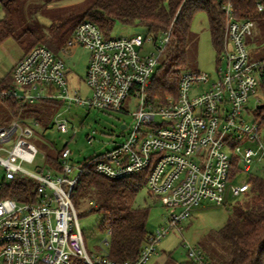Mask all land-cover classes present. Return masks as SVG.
I'll return each instance as SVG.
<instances>
[{"label":"built area","instance_id":"1","mask_svg":"<svg viewBox=\"0 0 264 264\" xmlns=\"http://www.w3.org/2000/svg\"><path fill=\"white\" fill-rule=\"evenodd\" d=\"M257 6L263 10V0ZM224 10L226 37L215 79L210 81L207 72L186 70L177 95L168 94L158 103L149 100L147 88L170 31L157 38L150 33L105 36L97 24L84 19L57 52L37 44L14 64L15 86L0 89V98L26 103L61 99L115 112L125 111L130 97L138 104L132 128L112 148L72 161L66 142L55 165L42 153L44 162L36 165V171L22 162L35 163L40 153L33 141L38 122H0L5 182L18 174L37 182L34 200L0 198V264H117L109 250L92 253L86 245L74 204L84 173L117 179L148 170L147 189L166 208L168 218L166 225L149 233L135 264H147L158 253L161 239L190 219L203 201L222 205L231 196H245L251 177L264 172V127L255 118L264 96V92L257 94L264 63L251 60L247 47L256 21L237 18L231 2L225 3ZM77 46L89 52L86 98L79 90L72 94L67 83L65 60ZM251 98L255 109L248 106ZM56 124L61 132L68 131L65 120L57 119ZM242 173L248 179L235 182ZM110 232H105L107 238L100 245L110 246ZM188 254L197 262L206 258L197 248H190Z\"/></svg>","mask_w":264,"mask_h":264},{"label":"trees","instance_id":"2","mask_svg":"<svg viewBox=\"0 0 264 264\" xmlns=\"http://www.w3.org/2000/svg\"><path fill=\"white\" fill-rule=\"evenodd\" d=\"M53 1L43 0L32 14L42 11ZM258 1L260 0H93L81 12L79 20L66 29L64 25L68 17L63 16L56 18L49 26H25L21 32H17L13 19L14 12L18 9L16 0H0L4 11L0 18V43L9 36L20 39L27 34L30 40L25 46L24 54L37 44H44L57 52L72 34L76 24L84 19L97 24L105 36L112 35L117 22L128 27H142L146 34H153L156 38L170 31L169 41L159 57L147 88L149 100L158 103L165 101L167 94L176 96L181 73L191 70L188 46L196 13L203 11L207 14L211 41L219 53L226 37L225 3H232L239 19L261 21L264 20V9H258ZM11 72L12 69L0 82L1 89L15 86ZM260 85L264 88V70L261 72ZM262 103L255 110V118L264 127V101ZM0 104L1 123L12 120L29 122L25 117L26 102L16 98H0ZM33 141L38 147H44L43 143L34 138ZM60 154L61 150L56 155L47 153L46 161L55 165ZM147 172L145 170L117 179L94 172L84 173L76 188L74 204L78 210L85 201H89L96 204L91 212L104 213L100 229L102 232L111 231L109 256L117 264H135L140 248L150 233L147 229L150 208L140 206L136 201L138 194L144 189L156 200L146 186ZM251 181L252 186L244 199L233 205L225 225L217 230L223 242L222 250L213 246L205 247L203 251L206 258L203 262L191 258L179 261L170 252L165 255L161 264H264V172L253 175ZM36 187L34 179L18 174L14 179L3 183L0 198L10 197L20 202L34 200Z\"/></svg>","mask_w":264,"mask_h":264},{"label":"rangeland","instance_id":"3","mask_svg":"<svg viewBox=\"0 0 264 264\" xmlns=\"http://www.w3.org/2000/svg\"><path fill=\"white\" fill-rule=\"evenodd\" d=\"M92 1L54 0L42 11L32 14L43 0H16L15 5L18 9L14 12L13 19L16 23L17 32H21L25 26H49L56 18L63 16L68 17V21L64 25V29H66L79 20L81 12ZM3 15L4 11L0 3V18ZM256 25V32L250 37L247 47L251 60L264 63V20L256 21ZM135 33H145V29L142 27H128L117 22L112 31L113 36ZM29 40L30 36L25 34L20 39L9 36L0 43V82L24 54L25 46ZM71 50L72 55L65 60L67 68L70 69L67 83L72 94L75 90H79L81 96L86 98L90 94L85 82L89 52L82 47H73ZM188 53L190 58L189 68L191 70L207 72L210 75V81L215 79L221 53L216 51L211 41L208 17L203 11L196 13L193 18ZM206 87V84L202 85V89ZM263 92L264 88L259 84L257 94L263 95ZM137 104L138 101L130 97L124 103L125 111L115 112L89 108L77 103L69 104L61 99H54L53 101L41 99L31 103L28 102L24 108L25 117L29 122H38V125L35 126L34 139L39 143H43L44 147H39L40 153L35 163L24 161L22 166L29 171H36V165H42L44 162L41 158L42 153L56 155L66 142L71 149L72 161H78L112 148L114 143L122 140L124 135L132 128L134 124L132 113L136 110ZM256 105L254 99L251 98L249 108L255 109ZM253 117V115H250V120ZM57 119L66 121L68 125L67 132H61L58 129ZM122 124H126L128 128H121ZM88 135L93 136L91 141L88 140ZM10 145L11 143L5 144V146ZM253 171H256V169H253ZM5 173L4 167L0 164V183L5 182ZM261 173L263 172L258 171V174ZM244 179H248V177L242 173L235 179V182L239 183ZM243 199L244 196L239 198L231 196L222 205H216L208 200L203 201L193 211L190 219L182 222L179 225L180 228L172 227L161 239L157 246L158 253L153 255L147 264H161L165 255L170 252L177 260H186L189 258L190 248L203 250L205 247L213 246L218 250H222L223 242L218 236L217 230L225 225L233 205L238 200ZM136 201L138 205L150 208L147 221V229L150 232H153L160 225L167 224L168 211L159 201L150 197L146 189L138 194ZM95 206L96 204L93 202L85 201L82 208L78 210V220L89 251L92 253H106L109 246L100 245L101 241L107 238L106 233L100 229L104 221V213L91 212V208Z\"/></svg>","mask_w":264,"mask_h":264},{"label":"water","instance_id":"4","mask_svg":"<svg viewBox=\"0 0 264 264\" xmlns=\"http://www.w3.org/2000/svg\"><path fill=\"white\" fill-rule=\"evenodd\" d=\"M262 105H263V103H260V104H258V107H261ZM121 128H125V124H122Z\"/></svg>","mask_w":264,"mask_h":264},{"label":"crops","instance_id":"5","mask_svg":"<svg viewBox=\"0 0 264 264\" xmlns=\"http://www.w3.org/2000/svg\"><path fill=\"white\" fill-rule=\"evenodd\" d=\"M77 47H78V46H77ZM71 55H72V52H71V54H70L67 58H69ZM67 70H68V73H69L70 69L67 68Z\"/></svg>","mask_w":264,"mask_h":264}]
</instances>
